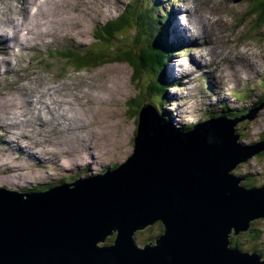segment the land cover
I'll use <instances>...</instances> for the list:
<instances>
[{"label":"water","instance_id":"water-1","mask_svg":"<svg viewBox=\"0 0 264 264\" xmlns=\"http://www.w3.org/2000/svg\"><path fill=\"white\" fill-rule=\"evenodd\" d=\"M136 111L133 153L117 168L44 193L0 190V264H264L230 240L264 219V188L233 174L264 140L246 145L223 118L181 131L146 100ZM158 222L164 234L137 245Z\"/></svg>","mask_w":264,"mask_h":264},{"label":"rangeland","instance_id":"rangeland-1","mask_svg":"<svg viewBox=\"0 0 264 264\" xmlns=\"http://www.w3.org/2000/svg\"><path fill=\"white\" fill-rule=\"evenodd\" d=\"M89 1L90 4L84 5L81 0V3L84 7L90 8L91 15L88 11H85L84 14L79 15L77 18L79 20H75L77 22L75 26L76 33L72 35L71 31L66 28L67 20L72 21L74 19L71 17L67 19L66 14L63 12V16L66 19L62 25L63 27L61 32L55 36L56 39L73 38L76 39V41L64 40L61 42L60 40L58 43L52 45L50 50L55 51L57 49L75 48L80 49V51L85 49V53H87L89 50L94 48L93 44L95 42V27L99 23H103L109 19L112 20L114 17H117L124 11L122 4H124L125 0ZM22 4L23 0H0V34L6 31L5 24L8 23L9 20L13 19L15 16H19V18L21 17L22 14L19 13H22ZM164 4L165 5H162V7H165V9L168 10V4ZM89 5H92L93 10ZM251 5L252 3L249 2V0H234L233 2L227 4L225 9L223 8L222 11L219 12L220 15L218 13L215 14L219 15V17L223 18L224 20L226 19L225 22H219L217 25H215L214 29L219 30L221 28V30L225 32V38H235V36H233L231 27L232 24L237 23L241 25V27L238 28L239 35L245 36L248 34L247 36L251 37L250 41L247 43V46L251 49H254L253 52L259 48L264 51V22H258V15H255V18L249 17V13L248 15H243V10L244 14L249 12L248 8H250ZM232 6H235L236 9L229 10L233 8ZM203 7H205V5H203ZM58 8L61 9L62 6L59 5ZM254 8L255 6L251 8V11ZM65 9L66 7L64 10ZM163 15H165V13H163L162 16ZM94 19L95 21H93ZM197 36L199 37V32H197L195 29V31L191 33V38H198ZM131 37L133 36H128V40ZM213 37L216 39L214 35ZM222 37H224V34ZM180 39L181 42H187V39L185 38ZM171 40H173L172 37ZM211 41L214 42V39ZM213 46H215L214 49L207 46V52L208 49H210L212 52H216L218 54L217 47L219 46L216 44ZM96 47L103 48L101 45H96ZM112 50L115 49L113 48ZM226 52H228V50ZM49 55L50 54L47 53L46 57H49ZM56 55L59 56V58H62L61 60H65V58L60 57L61 54L57 53ZM205 56L206 53L204 51H199L194 54V48H192L191 52L188 51L185 55L181 56L179 60L181 63H183L185 69H187V73H190L191 70L187 67V63L191 60V57L198 59L200 66H196L201 67L206 64ZM82 58L83 56L73 57V61L75 63L71 62V67L67 66L66 62L59 60L57 63H51L50 69L47 66H45L46 69H42L37 65H40L44 62L48 64L49 61L45 60L44 62L38 64L30 61L22 63V60L12 57L10 50L6 55H0V134H3V137L0 138V155L2 156L5 153H9L10 155L18 157L23 155L24 159H26L28 155L32 158L33 162L32 172L28 171L25 175L21 173L22 168L20 165L17 166L16 164H13L14 162H9L7 158L0 157V188L10 189L14 187L13 190L15 191L25 192L24 190L26 189L30 190L40 185H47L51 182L52 184L54 182L57 183L62 178L68 180L66 183H71L78 178L76 177L77 175L81 176L79 175L81 173H85V175L100 174L106 167H112L114 165L124 163L133 153L134 137L137 125L136 119L132 117L136 116L133 111H136L138 106L135 109H132L130 113L128 103L131 99L139 97V87L143 89L142 95L140 96L142 97L143 101L146 100L147 102H156L155 96H150L148 94V83L150 81V77L145 75V79L143 81L140 78V84L137 85V81H133V69L126 63H107L103 66L89 68L94 66L95 62H89L90 59H86L85 61L82 60ZM6 62H10L11 66L8 67ZM193 63L196 64L195 62ZM72 65H75L76 67H73ZM78 65L84 67H80L81 69H78ZM174 65H177V63H174ZM6 69L8 72H5ZM82 69L85 70L82 71ZM65 71L67 73H65ZM57 74H61L62 78L66 74L64 79H66L69 75L71 80L74 79L76 82H80L79 85H82L83 82L88 81L87 85L91 86L86 87L89 89V92H87L90 98H88L87 94L84 93V97L72 99L60 92H57V96L63 101L65 100V102L69 101L71 103V99L75 101L74 106L69 105V107L71 109L74 108L75 110L76 107L79 108L80 114L85 121L81 122L83 128L81 130L82 133L79 134L81 136V142L83 143L78 142L80 144H74L75 141L71 142L67 139L66 143L69 145L65 143L64 149L66 150L61 154L47 151L41 145H43L46 140L56 142L63 140L64 133L61 132L60 128L58 127V123L62 122L63 119L52 121L48 133L46 132L47 134L40 132L37 126H33L34 129H32V133L27 131L30 129H26V126H31L28 124L30 123L29 119L32 117H29L27 113V108L30 105H26L24 111L22 110L23 92L26 91L27 88L32 90H44V87H40V85L46 82H48L49 86H52L51 82H56ZM200 76V82L204 81L207 76V70L205 68L201 70ZM215 76L217 77V80L222 83V86H220L221 89H215L216 93H220L222 103L226 101L224 97L227 96L228 92L234 91L237 95H245V92L241 91L240 87L235 84L234 80H230L229 77L225 78V76L220 74H215ZM19 77H21L19 89L15 90V83ZM257 81L258 78L253 76L244 82V84L247 86L246 89L250 90V93L246 95L249 100L245 104L241 105L239 102L234 105L232 102L233 99H228L226 101L227 106L224 105L225 108L229 107L230 109H233L235 106L236 108H239L237 106H240V108L243 106L246 108H251L257 102H260L259 100L264 98V88L263 90H259L258 94L251 92V86L255 85ZM244 84L241 83V87H243ZM79 85L75 84V87H78ZM92 87H95V89ZM208 88V90L211 89L210 84ZM238 88L241 92L235 91ZM83 91H85V88H83ZM175 92L177 94H174V96L181 99L180 103H178V106H175L174 104L172 107H170L171 103L168 105V108L173 109L172 117L175 121L172 119L169 112L170 110L167 107H165V110L167 111V114L170 116V118L166 117L167 114L166 116L164 115V117L169 122H172L174 125L173 127L176 129L182 126L187 128L191 124L208 120L210 118L206 117L219 115L223 111L221 109V106H223L222 104L214 103L218 98V95L214 96L212 100L198 98L196 101L188 102V100L192 97L198 96V93L194 91L193 86L190 88H184L181 91L180 88H178L175 89L174 93ZM38 107L39 106H35L33 108ZM64 107H66V109L68 108V106ZM155 108L156 110L160 111L157 105ZM225 108L224 111H226ZM246 108H241V113H244V111L246 112ZM176 109H179V111ZM259 110L254 117L255 119L253 118V120L250 121L246 119L242 120L236 126L237 134H240L241 136L240 140H242V142H244L246 145H248V143H257L264 138V108L260 111ZM236 115L237 113L232 112V116ZM23 116L25 117L24 121H22ZM175 122L177 124H175ZM65 125L66 123H64V126ZM12 127L19 128V135H17L16 132L10 130ZM88 131L90 132L88 133ZM13 132L15 134V138L11 134ZM28 133L34 139L29 141L25 140V138L28 137L27 135H29ZM84 135L86 136L88 145L84 144ZM16 138H21V140ZM21 145L23 147H21ZM32 150L33 152H37L35 154H39L38 156L40 159L42 158L47 162H39L38 159L34 158V153L31 152ZM16 159L19 160L20 158ZM36 163H40L41 168L37 167ZM234 173L236 176L240 177L248 176L245 177L240 183L241 187L258 188L259 186H264V155H257L251 158L248 162L240 164L234 170ZM13 177H18L20 179H13ZM8 180H13L15 182L13 187L7 184ZM253 224L254 225L252 227H256V229H258L262 234L258 242L253 241L251 239V235L241 234L240 236H237L239 237L240 242L243 245L248 246L249 249H251L252 246H264V233L261 232V230H264V219L255 221ZM163 230L164 227L157 223L151 225L135 234V242L140 247L149 244V241L151 240L155 242V239L161 235ZM113 238L114 237L109 238L105 243H101V245L111 244V240ZM261 249H263V247Z\"/></svg>","mask_w":264,"mask_h":264},{"label":"trees","instance_id":"trees-1","mask_svg":"<svg viewBox=\"0 0 264 264\" xmlns=\"http://www.w3.org/2000/svg\"><path fill=\"white\" fill-rule=\"evenodd\" d=\"M249 2L252 3L249 8L250 11L255 6L250 14L254 15L256 11L258 21L260 23L264 22V0H249ZM158 11L159 8L150 0L131 1L129 8H127L122 16L105 25H99L97 31L94 32V48L87 53H85L84 49L80 55L83 56L82 60L86 61V59H90L89 62H95L91 68L103 66L107 63H126L133 69L134 82L140 78L144 80L145 75L149 76L148 94L155 96L156 105L160 109V112L166 116L167 111L165 107L169 103H171L170 106L172 105V102L175 100L173 93L175 89H178L176 82H172L168 74L169 64H171L177 51L169 40V17H160ZM131 35L133 37L128 40V36ZM96 45H101L103 48L96 47ZM113 48L115 50H112ZM141 95L142 91L139 97L130 100L128 104L129 112L137 106L140 108L143 103V99L140 97ZM262 103H264V100ZM250 111V109H247V112L244 114ZM229 114L232 115L227 110L224 111L225 116H229ZM237 115L240 114L237 113ZM241 115L243 116V113ZM166 117L170 118L168 114ZM236 118L238 117L234 119ZM261 155H264V153ZM117 167L118 165L114 166V168ZM40 189L37 188V190ZM24 191L25 193H32L35 190L26 189ZM158 224L162 226L160 222ZM252 232L254 235L250 234ZM250 233H244L243 235H251V239L258 242L261 236L260 231L256 227H252ZM230 240L232 247H237L247 252L258 253L264 258V248L261 249L262 247L252 246L249 249L248 246L240 242L239 237L235 236L231 237Z\"/></svg>","mask_w":264,"mask_h":264},{"label":"bare ground","instance_id":"bare-ground-1","mask_svg":"<svg viewBox=\"0 0 264 264\" xmlns=\"http://www.w3.org/2000/svg\"><path fill=\"white\" fill-rule=\"evenodd\" d=\"M77 3L81 6V10L82 12L84 11H88L90 10V8H86L82 5L81 3V0H76ZM45 2L46 0H23V7H24V10H25V17L20 20L19 16H15V18L11 19L8 21V23L5 24L6 27H9L10 28V31H7L6 30V33L7 35H10L12 34L13 36L16 35V32H15V29L16 31H21L22 32V35L21 37L18 39H15L14 37H8L7 38V41L11 40V43L12 44H25V45H28V44H38V43H46L47 42V38L48 37H52L54 38V41L55 40H58V38L56 39L55 36H57V34L59 32H61V29H62V25L64 24L65 22V19L67 18H64L63 16V12L61 11L60 13L58 14H51L49 12H47V10L44 9V6H45ZM83 4L84 5H88L90 4V1L89 0H82ZM56 4L57 7L59 5L62 6V10H64V8L66 7V4L62 1H55V0H51V4ZM177 3V2H175ZM190 3V8H192L193 6V0H191ZM210 4H214L213 2H211ZM162 5H165L164 3H162L160 5V7H162ZM214 8L217 9V6L214 4ZM59 9V8H58ZM193 11V10H191ZM171 12V11H170ZM19 20V21H18ZM184 20V24H187L188 27H185L184 30H188L190 29L189 27L193 28V29H196V30H200L203 32V34H206V31L204 30V28H202L197 20L195 19L194 15L193 14H187V16H185V18L183 19ZM55 26V31H53L51 29V26ZM36 28V29H35ZM180 28H182V26L180 25ZM178 28V30L180 29ZM178 30H173L174 33H176ZM2 31H3V27H2ZM56 34V35H55ZM198 37V36H197ZM198 40L200 41H204V37L202 35H200L198 37ZM201 46V45H200ZM207 46H208V43H205V46H202L201 47V50L204 51L206 53V60L209 61V64L212 63V60L211 58L209 57L208 55V52H207ZM0 48L2 49H6V48H11L9 44H2L0 42ZM22 49L26 50L25 47L22 46ZM197 52H199V49L196 48V46L194 47V54H196ZM207 64V66L209 65ZM6 65L8 67L11 66L10 62H6ZM173 64H169V67L171 69V72L173 73L175 71V68L172 66ZM195 66V69L197 70H202V69H207V66L204 65V66H201V67H198L196 66V64L194 65ZM174 68V69H173ZM5 72H8V70L6 69ZM196 72V71H194ZM14 73V71H13ZM210 73H214V71L210 72ZM211 82H215L214 84H218V86H221L220 82L215 78V75L213 76V80ZM178 88H180V84L177 82L176 83ZM179 84V85H178ZM79 85V84H77ZM183 86V85H182ZM15 90L19 89V84H17L14 88ZM33 91V90H32ZM35 92V91H34ZM176 93V92H175ZM215 93V92H214ZM35 94L39 97H44V98H47L49 94V92H45L44 94H39V93H36ZM177 94V93H176ZM224 99H226V96L224 97ZM57 101L58 99L57 98H52V107L50 108H53L57 105ZM94 102V101H93ZM92 102V103H93ZM222 103V101H220ZM94 104V103H93ZM223 104V103H222ZM63 110V108H62ZM65 111V110H63ZM63 111H58L59 113L58 114H55V115H52V112L51 113H48V112H45V114L47 115V117L49 115L52 116V118L54 120H59L61 119V117L65 116L66 119L64 118L61 123H60V126H63L64 123H66L68 126L65 127V130H64V133H65V138L66 140L68 139V141H72V137L74 135H77L78 137H80V139L78 138L76 141L77 143L78 142H81V136L79 135L80 133H82L80 131V128L79 125L77 124V122H83V118H82V115L80 114V109H74L73 108V112H72V117L69 116V115H66ZM66 112V111H65ZM247 112V111H246ZM244 112V113H246ZM243 113V114H244ZM66 121V122H65ZM85 122V121H84ZM85 124V123H84ZM26 129H30V130H27L28 132H32L34 129L32 126H26ZM49 129V124H46L44 125L43 127H41L40 129H38L40 132H43V133H46V131ZM10 130L14 131L17 133V135H19L20 131H19V128L17 127H12ZM11 133L12 136L15 138V134ZM33 133V132H32ZM29 134V133H28ZM33 135V134H32ZM28 137L25 138V140H31V139H34L31 137V135H27ZM19 137V136H18ZM249 137V136H247ZM10 138V136H9ZM16 139H19V138H16ZM21 140V138L19 139ZM66 143V142H65ZM67 144V143H66ZM63 145V143H62ZM69 145V144H67ZM21 147H23L21 145ZM63 147H65L63 145ZM28 148V147H27ZM30 149V148H29ZM28 149V150H29ZM66 150V149H65ZM64 150V151H65ZM32 153H34V158L38 159L39 162H47L45 160H43L42 158L40 159V157L38 156L39 154H35L37 152H33V150L31 151ZM48 153V152H47ZM24 158V157H23ZM24 160V159H22ZM26 161V160H24ZM49 163V162H48ZM13 164H16L18 166L17 163H13ZM20 166H24V165H20ZM13 179H20L18 177H13ZM7 184L11 187L14 186L15 182L13 180H8L7 181ZM14 188V187H13ZM13 188H10V189H5V188H0V190H5V191H9V192H13V193H17V191L13 190ZM264 233V230L263 232ZM109 238H112V237H107L105 242L109 239ZM103 242V243H105ZM111 244L114 243V238L111 240ZM102 246H105V245H102Z\"/></svg>","mask_w":264,"mask_h":264},{"label":"clouds","instance_id":"clouds-1","mask_svg":"<svg viewBox=\"0 0 264 264\" xmlns=\"http://www.w3.org/2000/svg\"><path fill=\"white\" fill-rule=\"evenodd\" d=\"M151 241H152V240H151ZM151 241H150V242H151Z\"/></svg>","mask_w":264,"mask_h":264}]
</instances>
